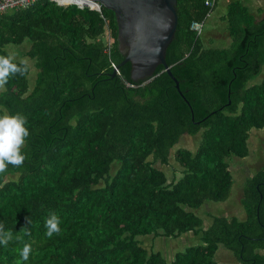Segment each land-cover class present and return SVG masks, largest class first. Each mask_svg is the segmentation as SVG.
Wrapping results in <instances>:
<instances>
[{"label": "trees", "instance_id": "1", "mask_svg": "<svg viewBox=\"0 0 264 264\" xmlns=\"http://www.w3.org/2000/svg\"><path fill=\"white\" fill-rule=\"evenodd\" d=\"M215 5L177 0L165 59L182 95L162 65L149 80H133L130 61L112 76L126 51L105 7L101 15L36 0L0 13V55L29 41L25 57L34 60L0 89V115H23L30 133L23 165L0 174V223L13 232L0 264H16L24 243L32 252L22 264H218L220 244L240 264H264V163L245 181L243 220L212 214L203 227L196 213L227 199L229 158L246 157L250 130L264 129V80L250 83L264 65V16L229 2L222 20L231 44L207 47L190 25L204 23ZM184 134L200 135L194 151L173 150ZM170 162L180 175L168 181L155 164ZM51 213L61 231L49 238ZM187 232L199 244L171 260L140 239Z\"/></svg>", "mask_w": 264, "mask_h": 264}, {"label": "rangeland", "instance_id": "2", "mask_svg": "<svg viewBox=\"0 0 264 264\" xmlns=\"http://www.w3.org/2000/svg\"><path fill=\"white\" fill-rule=\"evenodd\" d=\"M233 0H218L214 9L211 11L205 22L203 23V41L207 47L226 48L231 44V39L228 38L226 22L222 20L228 9V4ZM244 1V0H242ZM250 5V4H249ZM29 41H25L20 46L10 47V53L16 55V59L28 61L29 66L33 69L34 60H29L25 57V51L29 46ZM33 72L29 74V83L32 85ZM264 80V65L260 72L252 77L250 83L258 84ZM248 147L249 153L244 158L230 157L229 169L232 174L233 184L229 196L224 201H207L203 206L196 210V213L204 219L203 227L211 223V215L236 216L244 219L246 214L241 205V196L245 181L248 177L258 171L264 163V129L257 130L252 128L249 132ZM200 143V135H182L179 142L173 150L178 148H187L195 150ZM156 166L162 168L168 177V181L174 179V174L180 175L179 170L173 162L168 166H161L156 163ZM143 245L147 248L152 247L155 251L160 250L163 255L171 260L177 252L184 251L187 247L199 244V235L193 232L181 234L178 237H151L145 236L140 238ZM260 253L264 254V250ZM215 260L218 264H240L235 259L233 253L224 245L220 244Z\"/></svg>", "mask_w": 264, "mask_h": 264}, {"label": "water", "instance_id": "3", "mask_svg": "<svg viewBox=\"0 0 264 264\" xmlns=\"http://www.w3.org/2000/svg\"><path fill=\"white\" fill-rule=\"evenodd\" d=\"M91 1L113 11L117 23L118 47L120 51H126L125 58L116 66L112 76L116 75L121 65L130 61L131 78L149 80L156 67L162 65L182 95L179 82L173 76L165 59L166 50L177 28V0ZM183 99L189 104L185 97Z\"/></svg>", "mask_w": 264, "mask_h": 264}, {"label": "clouds", "instance_id": "4", "mask_svg": "<svg viewBox=\"0 0 264 264\" xmlns=\"http://www.w3.org/2000/svg\"><path fill=\"white\" fill-rule=\"evenodd\" d=\"M29 70L28 61L26 59L16 62V55L10 53L0 55V89L8 83L9 78L20 75L24 76ZM26 118L17 113L15 115H0V174L7 171L9 166L21 167L26 159L22 153V149L26 143L30 133L25 127ZM31 220L26 217V224L30 225ZM60 218L55 213H51L45 220V235L51 238L54 234H59ZM27 227L21 228L20 231L25 235H30L26 230ZM17 241H21L22 237L17 235ZM13 240V232L6 230L3 223H0V245L7 246ZM32 247L30 243H24L22 249L19 250L20 260L16 264H22L28 261L31 255Z\"/></svg>", "mask_w": 264, "mask_h": 264}, {"label": "built area", "instance_id": "5", "mask_svg": "<svg viewBox=\"0 0 264 264\" xmlns=\"http://www.w3.org/2000/svg\"><path fill=\"white\" fill-rule=\"evenodd\" d=\"M36 0H0V13L6 12L18 8H27L32 5ZM59 5L75 4L79 7L87 6L99 12L102 15V6L98 2H92L91 0H52ZM216 0H205L207 7H213ZM190 28L194 30L198 35L203 32V22L193 21ZM116 69V66H114Z\"/></svg>", "mask_w": 264, "mask_h": 264}, {"label": "crops", "instance_id": "6", "mask_svg": "<svg viewBox=\"0 0 264 264\" xmlns=\"http://www.w3.org/2000/svg\"><path fill=\"white\" fill-rule=\"evenodd\" d=\"M239 1H241L248 8L250 13L253 14L257 20L264 16V0H244V1L239 0Z\"/></svg>", "mask_w": 264, "mask_h": 264}]
</instances>
